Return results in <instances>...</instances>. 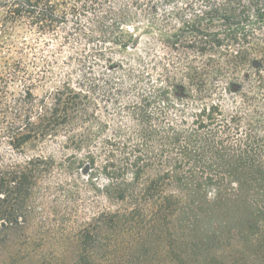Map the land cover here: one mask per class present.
I'll use <instances>...</instances> for the list:
<instances>
[{"label":"trees","instance_id":"16d2710c","mask_svg":"<svg viewBox=\"0 0 264 264\" xmlns=\"http://www.w3.org/2000/svg\"><path fill=\"white\" fill-rule=\"evenodd\" d=\"M111 2L3 5L12 22L43 30L72 15L81 33L78 17ZM171 4L185 6L160 13ZM94 22L100 36L91 42L137 49L139 29L158 31L184 58L145 84L148 77L132 65L114 66L105 52L112 48L96 49L94 60L125 72L123 80L114 73L106 87L92 86L117 113L110 135L106 124L98 133L86 125L87 85L66 83L41 98L27 87L17 97L9 87L18 75L6 66L0 145L16 151L64 134L75 150L71 165L86 162L105 181L107 204L52 248L33 228L39 225L37 193L53 175L54 160L1 163L0 264H264V0H120L118 12ZM73 37L69 44L79 45L80 35ZM80 56L74 61L87 71L92 57Z\"/></svg>","mask_w":264,"mask_h":264},{"label":"rangeland","instance_id":"374dc122","mask_svg":"<svg viewBox=\"0 0 264 264\" xmlns=\"http://www.w3.org/2000/svg\"><path fill=\"white\" fill-rule=\"evenodd\" d=\"M3 1L0 0V75H6V66L13 68L10 72L18 75V79L11 83L9 90L19 97V93L31 88L29 89L31 93L35 97L41 98L48 92H56L57 89H61L66 83L71 84L72 87L87 85V90L91 92V95L87 106L88 118L86 121L88 123L86 125L94 133L99 132L100 125L106 124L105 134L110 135L117 128L119 119H115L117 113L113 109L114 105L103 97L102 91H96L92 86L94 87V83H98L100 88H103L106 87L105 82L112 79L111 74L116 73L115 77L120 80H123L125 75L121 68L112 71L113 69H110L104 60H94L93 55L96 54L97 48L101 47L102 50L105 47L112 48V52L109 50L105 52L113 59L114 66L123 65L127 70L128 65L130 67L132 65L133 68L148 77V79H144L145 84L151 79L153 81L158 73H165L164 67L168 70V74L173 72V67L179 58L180 60L184 58L166 46L164 41L166 35L158 31L149 32L139 29L137 49L121 50L109 44L99 45L95 39L91 42L90 36H100V33L92 29L96 25L94 21H97L98 17H105L108 11L118 12L120 0H112L111 4L103 6V9L98 8L97 11L101 14L93 11L86 15L82 13L78 17L83 25L81 33L74 31L76 26L73 21L77 19L72 15L69 16L68 22L63 23L61 27L56 25L44 30L40 26L28 22L19 20L12 22L8 18ZM53 1L60 3L63 0ZM180 4L175 6L178 7ZM175 6L174 4L164 6L160 13L165 10L167 12L174 11L176 10ZM182 6L185 5H180V7ZM112 20H114V15L109 14L108 22ZM142 26L144 27V25ZM4 30L6 31L4 32ZM125 30L133 32V28H128V26L125 27ZM74 34L80 35L82 39L79 45L69 44L67 40L69 38L73 40ZM81 52L92 57V60L89 59L86 64L87 71L83 70L81 64L74 61V58L81 57ZM157 67L158 69H156ZM81 70L83 71L81 72ZM83 75H86L87 83L84 82L86 80ZM27 76L29 79L22 80ZM233 90L236 93L238 88L235 86ZM119 126L122 125L119 124ZM63 135L48 137L41 142L28 143L16 151L10 146L0 145V164L14 161L23 162L38 156L54 160L53 175L45 181L43 190H39L40 192L37 193L36 207L39 225L35 226V229L33 228L34 233L40 232V234L46 235L48 245L52 248H57L62 243L63 236L73 234L77 226L90 223L106 208L107 204L102 194V186L105 181L98 172H93L86 162L85 164L71 165L70 159L75 154V150L71 146H66ZM100 140L101 138L98 141ZM96 146L100 147L99 143ZM93 150L96 152V148ZM84 154L85 152L82 153V156ZM78 155L81 156L79 153ZM92 172L95 173L94 176H92Z\"/></svg>","mask_w":264,"mask_h":264}]
</instances>
